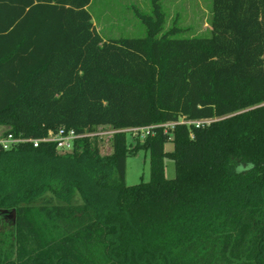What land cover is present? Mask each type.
<instances>
[{"label": "trees", "instance_id": "trees-1", "mask_svg": "<svg viewBox=\"0 0 264 264\" xmlns=\"http://www.w3.org/2000/svg\"><path fill=\"white\" fill-rule=\"evenodd\" d=\"M93 1L0 0L1 137L151 133L0 148V264H264V0H211L190 38L151 0L145 36L113 39ZM138 151L150 179L127 186Z\"/></svg>", "mask_w": 264, "mask_h": 264}, {"label": "rangeland", "instance_id": "rangeland-1", "mask_svg": "<svg viewBox=\"0 0 264 264\" xmlns=\"http://www.w3.org/2000/svg\"><path fill=\"white\" fill-rule=\"evenodd\" d=\"M160 8L164 13L162 32L172 27L179 31L175 38L205 37L209 35L211 18V0H160ZM96 30L104 39L113 38H143L146 34L145 26L137 18L136 12L144 15L153 14L151 0H94L89 7ZM4 129L0 127V138ZM135 136L126 134L127 145L134 144ZM102 155L111 152L108 136L99 143ZM165 150L171 151V142L165 144ZM174 163L165 160V177L174 178ZM150 179L149 154L138 151L126 158L125 184L133 186ZM6 230H9L6 228ZM5 240V241H4ZM5 243H4V242ZM11 244L0 236V249H9Z\"/></svg>", "mask_w": 264, "mask_h": 264}, {"label": "built area", "instance_id": "built-area-1", "mask_svg": "<svg viewBox=\"0 0 264 264\" xmlns=\"http://www.w3.org/2000/svg\"><path fill=\"white\" fill-rule=\"evenodd\" d=\"M182 123L194 124L196 127H199L208 124L209 121L201 120V121L182 122ZM173 126L174 123H170L163 125V128L167 130L169 127H173ZM118 132H126L132 134V136L140 135L141 137H145L151 133V127L131 128L126 130H113L110 128L99 127L93 132L82 133V134H78L72 129H66L65 127H60L54 131L53 130L48 131L46 135H44L39 139H23L8 134L0 138V148L3 150H8L16 145L24 144V143H30L34 148H37L41 144H52L55 146V149L58 151V153L69 154L73 151L75 140L79 138L88 137V138H97L101 140L103 139V137L108 136V139H110L115 133Z\"/></svg>", "mask_w": 264, "mask_h": 264}]
</instances>
